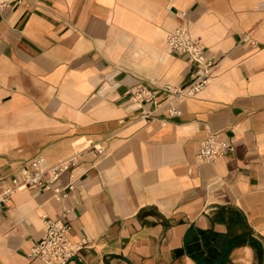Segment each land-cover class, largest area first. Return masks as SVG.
Segmentation results:
<instances>
[{
  "label": "crops",
  "instance_id": "crops-1",
  "mask_svg": "<svg viewBox=\"0 0 264 264\" xmlns=\"http://www.w3.org/2000/svg\"><path fill=\"white\" fill-rule=\"evenodd\" d=\"M183 24L217 66L200 93L169 100L161 86L195 71L168 47ZM139 83L153 101L134 97ZM209 128L236 139L213 163L198 157ZM38 155L75 156L58 180L73 188L26 186L0 206V264H45L29 255L45 216L87 242L68 264H264V0L1 10L0 192Z\"/></svg>",
  "mask_w": 264,
  "mask_h": 264
},
{
  "label": "built area",
  "instance_id": "built-area-1",
  "mask_svg": "<svg viewBox=\"0 0 264 264\" xmlns=\"http://www.w3.org/2000/svg\"><path fill=\"white\" fill-rule=\"evenodd\" d=\"M22 1L0 0V11ZM167 43L170 52L187 56L194 63L195 71L190 82L183 85L165 83L160 89L169 96V100L184 99L200 93L213 79V71L217 62L209 58L205 44L192 36L185 24L168 32ZM132 93L140 102H150L155 98V92L144 83L137 84ZM178 111L177 108L171 109L173 113ZM143 117L148 119L150 112H143ZM235 146L234 135L209 128L207 135L201 141L198 157L201 161L213 163L221 156L233 151ZM75 163V156L67 157L53 164H47L42 155L34 157L29 166L20 170L21 178L14 177L12 184L0 192V206L5 205L16 190L26 186L50 189L57 198L67 196L69 190L73 188L72 182L60 186L58 180L65 171L71 170ZM44 223L43 235L29 250L31 257L39 258L45 264H68L82 248L87 246L85 239L73 241L70 238L72 226L63 217L53 219L45 216Z\"/></svg>",
  "mask_w": 264,
  "mask_h": 264
}]
</instances>
